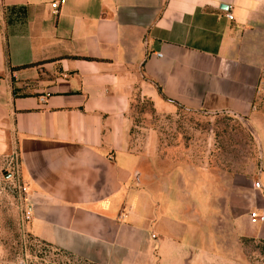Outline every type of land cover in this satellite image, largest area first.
I'll return each instance as SVG.
<instances>
[{"label":"crops","instance_id":"obj_1","mask_svg":"<svg viewBox=\"0 0 264 264\" xmlns=\"http://www.w3.org/2000/svg\"><path fill=\"white\" fill-rule=\"evenodd\" d=\"M58 1L0 0V149L16 137L31 235L101 264H250L264 172L247 203L208 160L163 158L155 130L136 152L130 113L140 94L252 115L264 0Z\"/></svg>","mask_w":264,"mask_h":264},{"label":"rangeland","instance_id":"obj_2","mask_svg":"<svg viewBox=\"0 0 264 264\" xmlns=\"http://www.w3.org/2000/svg\"><path fill=\"white\" fill-rule=\"evenodd\" d=\"M133 149L143 152L148 134L158 132L162 156L175 162L208 160L215 173L248 196L264 172V71L261 90L247 117L209 114L177 107L159 113L153 102L135 97L131 107ZM0 149V264H101L34 238L24 225L21 160L14 136L2 137ZM239 174L238 178L237 175ZM233 189H231V192ZM244 243L250 264H264V243Z\"/></svg>","mask_w":264,"mask_h":264},{"label":"built area","instance_id":"obj_3","mask_svg":"<svg viewBox=\"0 0 264 264\" xmlns=\"http://www.w3.org/2000/svg\"><path fill=\"white\" fill-rule=\"evenodd\" d=\"M63 0L53 3V8L56 10L55 13L61 7ZM228 19L233 20V15L231 13L227 14ZM158 56H161L160 54ZM254 187L259 190H263V186L260 182H256ZM20 197L23 203V218L22 222L24 225H29L33 219L34 215V206L29 200L28 189L24 185H20ZM251 218L254 222H264V214L259 213L258 211H253L250 213Z\"/></svg>","mask_w":264,"mask_h":264},{"label":"water","instance_id":"obj_4","mask_svg":"<svg viewBox=\"0 0 264 264\" xmlns=\"http://www.w3.org/2000/svg\"><path fill=\"white\" fill-rule=\"evenodd\" d=\"M222 8H223V9H227L228 7H227V6H223Z\"/></svg>","mask_w":264,"mask_h":264}]
</instances>
